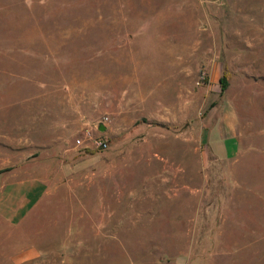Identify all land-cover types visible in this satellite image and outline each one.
Masks as SVG:
<instances>
[{
    "label": "rangeland",
    "instance_id": "rangeland-1",
    "mask_svg": "<svg viewBox=\"0 0 264 264\" xmlns=\"http://www.w3.org/2000/svg\"><path fill=\"white\" fill-rule=\"evenodd\" d=\"M0 173V264H264V0H0Z\"/></svg>",
    "mask_w": 264,
    "mask_h": 264
},
{
    "label": "crops",
    "instance_id": "crops-1",
    "mask_svg": "<svg viewBox=\"0 0 264 264\" xmlns=\"http://www.w3.org/2000/svg\"><path fill=\"white\" fill-rule=\"evenodd\" d=\"M218 125L213 124L202 137L217 159L230 156L234 150V123L229 115ZM213 143V144H212ZM49 187L48 180L40 176L14 178L11 174L0 173V216L10 222L23 220L43 197Z\"/></svg>",
    "mask_w": 264,
    "mask_h": 264
},
{
    "label": "built area",
    "instance_id": "built-area-1",
    "mask_svg": "<svg viewBox=\"0 0 264 264\" xmlns=\"http://www.w3.org/2000/svg\"><path fill=\"white\" fill-rule=\"evenodd\" d=\"M106 120H108V116H107V115L103 117L101 123H102V122H105ZM101 123H100V124H101ZM87 134H88V133H87ZM81 141H82V139H81L80 137H78V138L76 139V143H81ZM93 143H94L95 145L99 146V147H102V148H105V147L108 146V140H107L106 138H104V137H97V138H94V139H93Z\"/></svg>",
    "mask_w": 264,
    "mask_h": 264
},
{
    "label": "trees",
    "instance_id": "trees-1",
    "mask_svg": "<svg viewBox=\"0 0 264 264\" xmlns=\"http://www.w3.org/2000/svg\"><path fill=\"white\" fill-rule=\"evenodd\" d=\"M220 81L222 83V88H224L226 85L225 78L220 79Z\"/></svg>",
    "mask_w": 264,
    "mask_h": 264
}]
</instances>
